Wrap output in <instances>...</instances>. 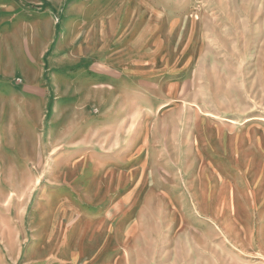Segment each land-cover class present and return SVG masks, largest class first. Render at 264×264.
<instances>
[{
	"label": "rangeland",
	"instance_id": "rangeland-1",
	"mask_svg": "<svg viewBox=\"0 0 264 264\" xmlns=\"http://www.w3.org/2000/svg\"><path fill=\"white\" fill-rule=\"evenodd\" d=\"M0 264H264V0H0Z\"/></svg>",
	"mask_w": 264,
	"mask_h": 264
}]
</instances>
